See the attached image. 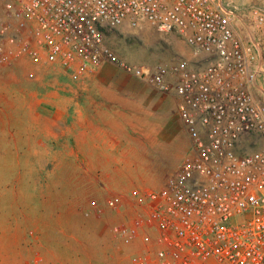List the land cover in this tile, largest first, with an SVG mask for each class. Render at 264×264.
Returning a JSON list of instances; mask_svg holds the SVG:
<instances>
[{
	"label": "built area",
	"instance_id": "1",
	"mask_svg": "<svg viewBox=\"0 0 264 264\" xmlns=\"http://www.w3.org/2000/svg\"><path fill=\"white\" fill-rule=\"evenodd\" d=\"M143 23L175 36L195 61L120 62L106 34ZM24 59L74 79L118 65L176 95L191 153L159 188L127 197L133 211L111 234L140 248L130 264H264L263 10L238 16L224 0H0V64Z\"/></svg>",
	"mask_w": 264,
	"mask_h": 264
},
{
	"label": "rangeland",
	"instance_id": "2",
	"mask_svg": "<svg viewBox=\"0 0 264 264\" xmlns=\"http://www.w3.org/2000/svg\"><path fill=\"white\" fill-rule=\"evenodd\" d=\"M224 1L238 16L264 11V0ZM165 36L119 28L106 34L105 44L134 68L195 61L175 53ZM8 68L0 64V264H79L89 248L75 245L76 236L88 235L93 227L106 241L123 213L133 211L129 194L159 188L190 155L178 99L109 63L100 66L90 86L86 78L54 75L51 80L33 71L20 77ZM91 92L128 95L120 148H59L65 128L44 123L52 112L45 94ZM91 154L100 156L84 158ZM115 195L121 203L111 209L105 201Z\"/></svg>",
	"mask_w": 264,
	"mask_h": 264
},
{
	"label": "crops",
	"instance_id": "3",
	"mask_svg": "<svg viewBox=\"0 0 264 264\" xmlns=\"http://www.w3.org/2000/svg\"><path fill=\"white\" fill-rule=\"evenodd\" d=\"M125 28V27H124ZM154 28L143 23L135 31L148 34ZM165 38L172 42V47L175 53L188 58L192 55L188 47L179 41L175 36L166 34ZM16 64V65H15ZM8 68L15 75L22 77L25 73L39 75L43 73L49 79H55L54 75L66 77L70 76V72L60 71L59 65L47 64L33 65L27 59L15 63ZM61 68V67H60ZM100 71V67L86 72L78 79L86 78L87 86L92 85V78ZM11 72V73H12ZM33 77V76H32ZM53 77V78H52ZM63 78V79H64ZM18 80L17 78H15ZM81 83V82H80ZM80 88V86H79ZM44 98H48L47 108L51 109L50 117L44 118V123L52 126H63L65 131L61 133L64 138L58 146L63 149H75L84 151L95 150H115L120 148L121 135L125 127V116L128 115L129 99L128 95L123 94H102V93H47ZM39 116H36L38 118ZM52 140H55L53 138ZM118 143V144H116ZM86 155L85 159L99 158V154ZM89 164L91 162L85 161ZM90 233H85L74 238V244L89 249L80 257L79 264H130L128 259L133 252L138 251L137 244L128 245L124 248L114 245L115 241L112 236L106 241H102L97 231L90 227ZM108 233V232H107ZM109 234V233H108ZM110 236V235H109ZM78 238V239H77ZM114 242V244H113ZM138 246H141L138 243ZM116 250H115V249ZM140 249V248H139ZM104 259V260H103ZM116 260V262H115ZM87 262V263H85Z\"/></svg>",
	"mask_w": 264,
	"mask_h": 264
}]
</instances>
